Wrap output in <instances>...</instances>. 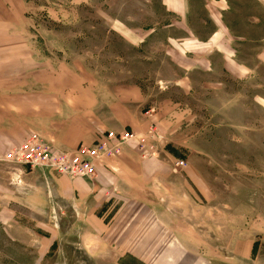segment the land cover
<instances>
[{"label": "rangeland", "instance_id": "obj_1", "mask_svg": "<svg viewBox=\"0 0 264 264\" xmlns=\"http://www.w3.org/2000/svg\"><path fill=\"white\" fill-rule=\"evenodd\" d=\"M230 1L232 33L216 0H0V264H264V40L235 37L264 8Z\"/></svg>", "mask_w": 264, "mask_h": 264}, {"label": "crops", "instance_id": "obj_2", "mask_svg": "<svg viewBox=\"0 0 264 264\" xmlns=\"http://www.w3.org/2000/svg\"><path fill=\"white\" fill-rule=\"evenodd\" d=\"M162 1H163V5L167 8V10L173 11L177 15L182 16L183 18L186 19L187 14L189 13V9H190V0H173L172 2H169L170 0H162ZM229 1L230 0H216L217 3H222V5H224V6H215V5L214 6L217 8L219 15L221 17L224 16L226 31L229 30L232 33V32H234L233 29L231 28V27H233L232 21L229 22L226 18L227 14H232V12H231V4L232 3L230 4L231 1L230 2ZM206 2H209V1H206ZM257 3H259V5L264 8V0H257ZM192 4L193 3H191V5ZM204 8L208 13H212V15L214 13H216V11L210 10L209 5L206 6L204 4ZM219 9H221V11ZM186 21H187V19H186ZM251 25H253V27L255 29H257L256 34H254V35H250L249 33H248V35L235 34V37L236 38H238V37L239 38H256V39L264 40V35L259 36V34H257L258 33L257 32L258 27L256 25H254L253 23H251ZM214 30L217 31L216 29H214ZM216 33H218V32H216ZM216 33H214V35ZM207 38H209V36H207ZM8 138L9 137L7 136V139ZM8 140H9L10 145L15 144L14 140H11V138ZM37 179L39 180V178H35L34 183L37 181ZM46 180H48L49 183H51L53 186H55V187L58 186L59 190L62 189L61 192H63L64 197L74 198L75 203L76 202L83 203V201L87 202L89 200V198H91L94 193H97L96 197L100 196V193H98L99 192L98 190L101 188L100 185H97L94 188H92V187L90 188L89 183L86 181H83V180L80 181V180H76V179L71 180V179L64 178V176H63V178H61V177H58L56 174H52V173H50L48 176H46ZM101 185H102V187H105L103 185V183ZM85 188H87V190H85ZM104 189H102V192Z\"/></svg>", "mask_w": 264, "mask_h": 264}, {"label": "built area", "instance_id": "obj_3", "mask_svg": "<svg viewBox=\"0 0 264 264\" xmlns=\"http://www.w3.org/2000/svg\"><path fill=\"white\" fill-rule=\"evenodd\" d=\"M110 135H115L113 132L110 133ZM123 138V137H122ZM34 140H29L26 143H24L22 146H15L14 148V152L11 153V156L16 155V152H19L20 150L23 151V149H25V152L28 153L29 157L33 156V151H30V146H34ZM99 146H103L104 144L100 141V144H98ZM79 149V150H78ZM76 151V153L74 155H65L63 154V156H67L68 157V168H67V175L71 176L72 178L76 177L77 175H83V171L86 172L87 174H92L94 173V166L92 164V159L94 157V155L97 153L98 147L95 146H84L83 145L78 148ZM27 162H29L28 159H26ZM39 167L38 164L35 165V167L31 168H37ZM51 167L55 168V170L57 171V166L55 164H52ZM26 168V167H25ZM58 172V171H57ZM65 174V173H64Z\"/></svg>", "mask_w": 264, "mask_h": 264}]
</instances>
